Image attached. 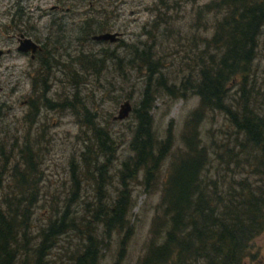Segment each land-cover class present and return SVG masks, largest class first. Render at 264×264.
<instances>
[{
    "label": "trees",
    "instance_id": "trees-1",
    "mask_svg": "<svg viewBox=\"0 0 264 264\" xmlns=\"http://www.w3.org/2000/svg\"><path fill=\"white\" fill-rule=\"evenodd\" d=\"M212 11L221 15L212 36L199 42L202 36L191 35L183 42V57L174 55L183 75L178 82L180 74H164L167 60L162 54L155 56L157 43L151 30L144 31L150 42L120 43L130 48L129 63L140 66V59L148 74L132 109L136 125L130 136V153L114 169L116 136L78 99V89L58 100L46 95L48 78L57 72L56 66L76 87L82 71L71 65L78 62L81 68H93L92 50L75 58L65 55L67 58L40 60L43 73L37 75L38 70L36 79L42 86L29 100V110L38 111L39 106L79 108L88 132L81 127L84 149L79 161L70 160L69 191L64 195L49 191L51 208L37 230L35 208L43 193L38 153L31 144L12 140L9 155H19L20 161L11 167L12 183H1L0 174V264H101L102 250L114 233L121 234V248L133 233L129 215L132 182L154 187L167 159L159 208L137 264H244L252 239L264 234V101H259L256 86L261 79V43L264 47V0H212L198 14ZM90 22L91 31L106 29L102 21L94 22V16ZM233 84H237L234 89ZM162 91L173 98H185L188 92L198 96L183 121L177 144L171 129L161 135L154 128L155 96ZM213 112L224 114L236 134H226V141L218 142L215 149L204 141L200 129ZM5 160L6 156L0 172L10 167ZM242 172L246 174L239 175ZM113 176L119 185L108 200ZM85 185H91L95 194L87 201L84 214L75 204L82 199ZM67 235L74 241L66 239ZM57 247L61 249L52 258Z\"/></svg>",
    "mask_w": 264,
    "mask_h": 264
},
{
    "label": "rangeland",
    "instance_id": "rangeland-1",
    "mask_svg": "<svg viewBox=\"0 0 264 264\" xmlns=\"http://www.w3.org/2000/svg\"><path fill=\"white\" fill-rule=\"evenodd\" d=\"M210 1L212 0H121L120 8L109 7L106 3V10L101 13V24L108 31L112 29L115 30L112 32H120L118 38L113 41L110 39L90 40V42L82 44L59 42L63 45L62 48L60 47L63 52L56 54V58H67L64 53L68 52L70 53L68 57L75 58L81 50L82 53L92 50L95 66L85 69L83 66L81 68L78 62L72 63V69L82 71L81 76L77 78L76 87H73L70 81L65 79V74L59 71V66L58 68L56 66L54 69L57 72L52 78H48L50 89L46 95L58 100L64 95L70 97L75 91L72 90L73 88L78 89L76 90L78 99H83L91 111L95 112L94 118L116 136V158L113 169L119 166L120 160L130 153V136L136 125L132 109L142 95L148 74L144 62L140 59L137 58L140 66L132 65L133 62L129 63V58L132 57L129 52L130 48L123 47L120 43L122 41L131 44L137 42L141 45L142 42H150L151 37L144 31L151 30L154 35L152 39L157 43L155 56L162 54L167 60L165 62L167 67L164 69L166 73L164 72V74L170 76L180 74L176 79L178 82L183 75L178 71L181 64L175 61L174 55L183 57L182 54L186 50L183 42L191 35L202 36L199 38V42L210 38L214 32V23L221 16L215 11L198 14L201 6ZM2 2L3 0H0V6H3ZM156 18H158L157 21H155ZM164 20L166 21L164 22ZM99 32L101 33L102 30L93 31V33ZM52 44H54L53 41L48 42L50 48ZM8 46L11 47V52L14 49V54L5 53L0 56V150L2 146L0 162L6 156V166L9 164L10 167L1 170V183H12L10 179L11 167L20 161L19 155L16 157L9 155L12 140L15 141L17 138L19 145L23 141L31 144L34 152L38 153L42 169V178L39 183L42 184L43 193L35 208L34 216V230H37L51 208L49 191L51 193L61 191L62 194L59 193V195H64L63 192L69 191L70 160L79 161V152L84 149L82 136H85L81 127L86 132L88 129L83 122L82 113L78 111L79 108L58 110L39 106L38 111L29 110V100L35 97V92L42 86L36 77L43 73L41 70L43 67L38 62L39 56L36 59H30L15 50L16 44L0 40V48L5 50ZM212 50L210 49V51ZM258 67L261 79H258L256 86L258 99L262 102L264 101L263 43H261L259 51ZM38 70L39 74H37ZM77 75L80 74L77 73ZM155 81V78L153 81L151 80L152 85ZM34 84L37 86L35 89ZM236 86L237 84H233L232 89ZM125 99L130 102L132 109L124 118H114L118 114L120 104ZM197 102L198 96L192 92H188L185 98H173L165 92L158 94L155 96L153 108L155 130L164 135L167 129H171L176 144L179 143L178 135L183 121ZM262 104L264 105V103ZM262 107L264 108V106ZM200 129L204 141L211 143L214 149L218 142L226 141V134L236 135L229 121L220 112L208 115ZM234 141L232 139L230 144L233 145ZM167 162L168 159L162 166L159 183L157 182L158 184L154 187L146 188L144 183L132 182L133 204L129 215L133 233L129 238L127 237L122 248L120 247L121 234L114 233L108 246L102 250L101 264H113L115 260H118V264L138 263L150 235L152 217L159 208L161 184L165 179ZM213 162L215 164L216 160ZM245 174L242 172L239 175ZM115 177L113 176V181L107 188L108 200L110 196L115 195L119 185ZM4 188L6 189L7 185ZM94 194L95 191L91 185L84 186L82 199L75 204L82 213L85 214L87 201L91 200ZM68 237L73 238L74 241L72 235H67L66 239ZM60 249V247L54 249L51 257L55 258L57 255L54 253ZM250 250V254L244 259V264H261V255L264 254L263 233L257 234L252 239Z\"/></svg>",
    "mask_w": 264,
    "mask_h": 264
},
{
    "label": "flooded vegetation",
    "instance_id": "flooded-vegetation-1",
    "mask_svg": "<svg viewBox=\"0 0 264 264\" xmlns=\"http://www.w3.org/2000/svg\"><path fill=\"white\" fill-rule=\"evenodd\" d=\"M120 1L3 0V6H0V40L16 44L15 50L30 59L39 56L40 64V60L55 58L56 54L63 52V45L59 42L82 44L95 40L93 35L100 32L91 31V16H94V22L101 21V13L106 10V3L109 7L120 8ZM105 30L108 31L107 28L103 31ZM26 39H31L36 44L35 50L31 47L28 50L20 48ZM51 41L54 44L50 48L48 42ZM82 52L81 50L78 54ZM5 53L14 54V49L11 52L9 46L5 50L0 48V56ZM68 54L70 53H64Z\"/></svg>",
    "mask_w": 264,
    "mask_h": 264
},
{
    "label": "water",
    "instance_id": "water-1",
    "mask_svg": "<svg viewBox=\"0 0 264 264\" xmlns=\"http://www.w3.org/2000/svg\"><path fill=\"white\" fill-rule=\"evenodd\" d=\"M119 33L118 32H101L99 34L93 35V39L96 40H115V38H118ZM31 47L32 50H35L36 44L31 39H26L24 42H22V45L20 48L28 50ZM132 109L130 102L125 99L121 104L120 108L118 110V114L114 116V118L122 119L125 116H127Z\"/></svg>",
    "mask_w": 264,
    "mask_h": 264
}]
</instances>
